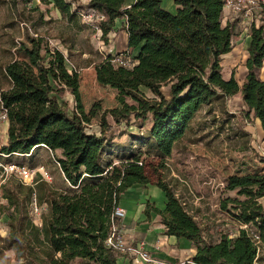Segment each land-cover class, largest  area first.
<instances>
[{"label":"trees","instance_id":"1","mask_svg":"<svg viewBox=\"0 0 264 264\" xmlns=\"http://www.w3.org/2000/svg\"><path fill=\"white\" fill-rule=\"evenodd\" d=\"M45 1L69 21L83 11L84 15H103L105 20L97 26L106 41L111 31H120L117 22L124 20L120 29L128 36L126 53L136 64L132 68L115 65L109 56L97 66V83L116 92L119 106L103 113L100 138H96L87 132L80 74L69 73L62 52L56 50L49 63L55 90L40 81L27 63L0 60V71L10 83L5 91L0 85L9 123L8 140L2 147L9 156L5 161L26 167L14 160L30 159L27 165L31 169L38 152L48 151L66 183L56 189L40 180L30 187L12 178L3 186L9 234L0 238V263L12 251L24 264H120L119 253L106 241L112 226L121 225L114 213L129 186L124 181L125 165L113 166L110 160L102 164V157L115 153L132 156L133 149L144 144L156 157L169 159L187 135L199 133L195 121L204 109L213 117L214 126L236 134L228 101L237 96L243 103L239 118L259 120L264 133V80L258 75L264 67V0L252 7L247 75L242 86L234 76L223 77L222 57L232 52L235 36L234 24L223 25L227 0H174L175 14L166 11L160 0H89L84 6H74L72 0ZM164 88L168 95L163 94ZM141 89L154 98H147ZM67 91L76 102L73 110L59 100ZM122 125L125 130L116 135ZM131 125L140 131L131 132ZM120 134L126 135L125 142L115 141ZM96 145L102 151L98 172L81 173ZM224 191L236 193V197L222 201V212L248 228L234 235L222 234L216 241L188 237L197 251L192 263L241 264L257 236V261L264 264V173L231 176ZM34 195L39 206H46L42 228L33 221ZM177 211L169 199L165 210L147 204L145 214L159 216L166 227L170 223L180 227Z\"/></svg>","mask_w":264,"mask_h":264},{"label":"rangeland","instance_id":"2","mask_svg":"<svg viewBox=\"0 0 264 264\" xmlns=\"http://www.w3.org/2000/svg\"><path fill=\"white\" fill-rule=\"evenodd\" d=\"M72 1L74 6H84L89 2ZM95 23L96 19L87 18L84 11L73 21H69L61 16L54 4L45 0H32L30 3H25L24 0H0V60L5 64L13 60L27 63L40 81L55 90L56 84L48 74L49 63L56 50L62 52L69 73L80 74V101L87 118V132L100 138L103 113L118 107L119 103L116 92L100 86L96 81V68L105 58L101 42L106 44V40L92 27ZM249 25L250 21L245 27L249 28ZM235 34L237 35V32ZM118 38L117 35L110 44L115 53ZM234 41L237 42V39ZM242 55L243 53L238 54L237 57L240 58ZM0 85L4 91L10 87L3 70L0 71ZM141 90L147 98H154L151 92ZM162 92L168 95L167 88L162 89ZM60 97V102L67 103L70 110L76 108L75 99L69 91ZM233 99L228 101V110L235 115L233 123L237 129L236 134L214 126L215 124L211 123L213 117L204 109L195 121L199 133L187 135L174 149L169 159L156 157L154 152H150L143 144L133 149L132 156L128 153L125 155L115 153L102 157L100 161L106 164L110 160L113 166L125 165L124 181L129 189L141 185L143 187L140 189L143 190L151 186L166 194L172 205L177 207L181 223L180 227L171 223L165 226L163 232L166 236L186 240L191 236H203L206 240L216 241L222 234L234 235L240 230L232 215L221 210L223 200L236 197V193H225L226 180L231 176L264 173V133L257 120L243 121L239 118L238 112L243 106L240 101ZM123 130L124 125L117 128L115 134L123 133ZM129 130L140 131L134 125H131ZM141 132H145V128ZM121 136L116 137L115 141L127 140L126 135ZM100 153H102L100 145L92 147L88 160L80 168V172L91 174L98 172L97 159ZM21 160L23 159H15L14 162L30 167L27 165L30 159ZM31 169H43L50 176L51 181H46L38 174L36 183L43 180L56 189L66 184L59 167L53 161L52 154L48 151L38 152L35 156V168ZM238 198L243 200L242 197ZM6 204L3 198V202L0 203V238L9 234L7 217L3 209ZM41 208L43 223L42 216L44 217L47 212L45 205ZM33 221L35 225L38 222L34 218ZM125 239L130 247L136 246L137 243L126 237ZM254 247H249L241 264H259L257 261L259 254ZM131 261V255L119 254L120 264H129ZM176 261L178 263L179 259ZM161 262L170 264L167 261ZM3 264L24 263L18 262L14 253L8 251L5 253Z\"/></svg>","mask_w":264,"mask_h":264},{"label":"crops","instance_id":"3","mask_svg":"<svg viewBox=\"0 0 264 264\" xmlns=\"http://www.w3.org/2000/svg\"><path fill=\"white\" fill-rule=\"evenodd\" d=\"M162 7L175 14L177 7L174 0H160ZM131 0L130 3H133ZM234 24L235 33L237 35L233 38L234 48L231 53L222 57L223 77L229 80L231 77H235L240 86L247 75V69L245 67L247 60V48L250 43L249 28L245 27V24H249V20L243 17V15H237L230 7L224 8L223 13V25ZM124 25V20L117 22V28L120 31H116L118 40L116 41V54H124L128 51V36L125 31L120 28ZM239 30V31H238ZM237 39V42L234 41ZM243 53L238 58L237 55ZM238 67V68H237ZM259 78L264 80V67L258 71ZM233 101H240L243 106L240 96H237ZM259 123L260 121L257 120ZM261 125V123H260ZM9 123L4 125V130L8 132ZM8 140V138H7ZM7 143V141H6ZM62 178L63 175L60 172ZM64 180V178H63ZM141 185L130 188L120 201L119 208L126 212L124 220H120L119 228L122 229L124 237L131 240L133 243L139 245L141 242L146 241L148 244L160 243L161 250L154 253L160 261H167L170 264H193L192 259L197 254L196 249L192 243L186 239H177L174 236H166L163 232L165 227L160 220V217L154 213H150L149 216L145 214L146 205L149 204L157 209L165 210L168 206L169 200L166 194L157 190L154 187L147 186L148 188L141 190ZM177 259L179 262L177 263ZM181 261H187L182 262Z\"/></svg>","mask_w":264,"mask_h":264},{"label":"built area","instance_id":"4","mask_svg":"<svg viewBox=\"0 0 264 264\" xmlns=\"http://www.w3.org/2000/svg\"><path fill=\"white\" fill-rule=\"evenodd\" d=\"M69 1V0H67ZM258 0H227V7H230L233 12L237 15H243L244 18L250 21L252 17V7L256 6ZM87 18H95L96 23L92 25V27L100 33L103 37V33L101 29L97 26L98 23L105 20L103 15H99L93 12H89L86 14ZM250 27V25H249ZM117 37L116 31H111L107 35L106 44L101 42V49L105 53V58L111 56L113 58V64L124 66L126 68H132L135 66L136 62L130 57L126 52L124 54H116L113 49L110 47V44L113 39ZM2 91L0 92V203L3 202V186L12 178L19 180L25 186L34 187L36 184L37 175H41V177L46 181H51L49 174L43 169H30L24 166H19L14 163H7L5 160L9 156L5 155L2 152V147L6 145L7 141V133L4 130V125L7 121V110L4 107L2 102ZM32 212L35 216V221L37 222V226L42 228L43 223L41 222V215L43 209L38 205L36 196H33L32 200ZM126 217V212L119 207L116 208L114 213V218L117 220H124ZM246 225H240V229H247ZM258 237L255 236L253 238V242L255 246H258ZM108 247L113 248L119 254H129L132 256V261L130 264H164L156 257H154V253L161 250L160 243L156 244H148L146 241L141 242L139 245L135 247H130L122 229L116 226L115 224L111 228V233L106 241Z\"/></svg>","mask_w":264,"mask_h":264}]
</instances>
